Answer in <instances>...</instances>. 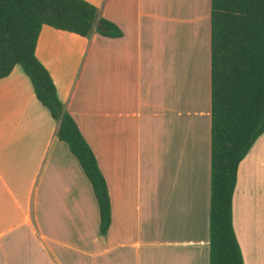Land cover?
Wrapping results in <instances>:
<instances>
[{"label":"crops","instance_id":"1","mask_svg":"<svg viewBox=\"0 0 264 264\" xmlns=\"http://www.w3.org/2000/svg\"><path fill=\"white\" fill-rule=\"evenodd\" d=\"M123 32L44 25L36 54L108 184L94 191L21 66L0 80V264H210L211 0H86ZM233 224L264 264V134L242 160Z\"/></svg>","mask_w":264,"mask_h":264},{"label":"trees","instance_id":"2","mask_svg":"<svg viewBox=\"0 0 264 264\" xmlns=\"http://www.w3.org/2000/svg\"><path fill=\"white\" fill-rule=\"evenodd\" d=\"M48 25L90 38H120L122 30L86 0H0V80L21 66L40 103L59 122L66 143L90 181L100 232L112 223L108 184L75 119L36 50ZM212 157L210 264H245L233 224L238 169L264 134V0H211Z\"/></svg>","mask_w":264,"mask_h":264}]
</instances>
